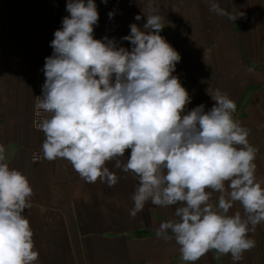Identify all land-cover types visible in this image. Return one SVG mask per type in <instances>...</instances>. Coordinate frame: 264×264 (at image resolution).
Returning <instances> with one entry per match:
<instances>
[{"label": "clouds", "instance_id": "clouds-1", "mask_svg": "<svg viewBox=\"0 0 264 264\" xmlns=\"http://www.w3.org/2000/svg\"><path fill=\"white\" fill-rule=\"evenodd\" d=\"M206 3L217 15L237 18L217 0ZM66 11L34 105L49 114L36 124L45 136L44 158L66 159L87 182L99 178L109 187L118 182L107 166L114 161V168L138 179L130 216L149 201L176 206L175 218L160 222L155 234L174 237L182 260L195 262L215 249L237 264L255 247L249 233L264 223V181L256 176L250 130L234 119L235 101L207 88L213 105L186 109L192 97L173 75L181 56L160 34L164 18L154 0H148L143 27L131 23L120 38L130 47L94 37L96 0H67ZM7 159L0 143V264H35L39 251L25 211L33 188ZM214 192L217 203L210 202ZM236 202L242 211L230 212Z\"/></svg>", "mask_w": 264, "mask_h": 264}, {"label": "crops", "instance_id": "crops-1", "mask_svg": "<svg viewBox=\"0 0 264 264\" xmlns=\"http://www.w3.org/2000/svg\"><path fill=\"white\" fill-rule=\"evenodd\" d=\"M66 2L0 0V143L9 166L21 170L33 188L32 207L25 211L39 251L35 264H234L230 254L215 249L195 262L184 261L174 237L157 238L159 223L175 218V205L149 201L130 216L138 179L114 168V161L107 162L118 177L111 187L99 178L87 182L63 158L32 161L31 151L41 139L33 127L37 68L52 54L54 31L68 15ZM217 2L237 18L210 11L206 0H154L164 18L160 34L181 56L173 75L192 97L186 109L201 103L210 108L214 101L207 88H219L235 101L234 119L250 130L248 140L258 149L256 176L264 181V0ZM96 4L94 37L107 35L130 47L120 38L130 32L131 23L143 27L148 0ZM136 15L141 19L135 20ZM218 196L214 192L210 202L217 203ZM236 210L242 211L239 202L230 212ZM249 235L255 247L237 264H264V223Z\"/></svg>", "mask_w": 264, "mask_h": 264}, {"label": "built area", "instance_id": "built-area-1", "mask_svg": "<svg viewBox=\"0 0 264 264\" xmlns=\"http://www.w3.org/2000/svg\"><path fill=\"white\" fill-rule=\"evenodd\" d=\"M44 63H45V59L42 60L40 62V64L38 65V68H37V81H36V100H37V97H40L42 95V85L45 81V76H44V73L42 71L43 69V66H44ZM36 100H35V103H36ZM49 114L48 113H45L42 109H36L34 107V113H33V127L41 133V139L38 143L37 146H35L32 151H31V158H32V161L35 163V164H39L41 163L42 161L46 160L43 156V152H42V142L43 140L45 139V136L43 134V132L38 129L36 127V124L41 121L43 118L47 117Z\"/></svg>", "mask_w": 264, "mask_h": 264}, {"label": "rangeland", "instance_id": "rangeland-1", "mask_svg": "<svg viewBox=\"0 0 264 264\" xmlns=\"http://www.w3.org/2000/svg\"><path fill=\"white\" fill-rule=\"evenodd\" d=\"M186 89H187V87L185 86V85H183ZM262 155H264V150H263V152H262Z\"/></svg>", "mask_w": 264, "mask_h": 264}]
</instances>
